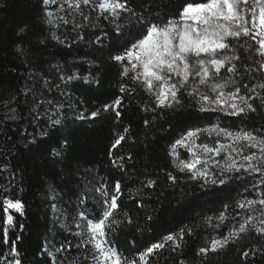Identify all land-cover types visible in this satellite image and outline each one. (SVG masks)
I'll use <instances>...</instances> for the list:
<instances>
[{
	"label": "trees",
	"instance_id": "16d2710c",
	"mask_svg": "<svg viewBox=\"0 0 264 264\" xmlns=\"http://www.w3.org/2000/svg\"><path fill=\"white\" fill-rule=\"evenodd\" d=\"M182 2L129 0L145 23L175 15ZM49 12L55 13L51 19L60 24L58 28L47 23ZM83 12V16L70 9L61 12L57 5H45L42 0H0V202L11 198L24 205L23 215L13 213L18 227L10 231L11 245L0 240V264H12L14 259L21 264H53L49 253L55 254L56 264H93L91 256L84 260L89 249L77 247L81 240L74 233L80 229L74 218L82 209L95 216L99 211L92 199L99 196L95 188L107 185L111 193L116 182L122 192L116 214L120 223L108 239L123 258L143 264L139 257L146 248L164 242L163 251L146 257L148 264H264V254L254 252L264 248V237L251 227L222 251L207 257L199 254L211 239L226 236L249 215L259 216L257 211L238 208L237 202L260 198L261 177L236 173L225 177L223 186L201 189V181L179 172L169 155L175 140L195 128L220 125L264 134L260 100L253 102L257 112L243 118L198 113L186 93L178 111H145L153 107L152 97L123 77L110 59L115 23L91 6ZM60 16L73 23L64 25ZM118 23L127 30L139 27L136 17ZM237 54L235 78L250 88L264 83V73L255 70L251 54L244 47H238ZM83 77L98 82L86 83ZM121 85L132 91L120 92ZM248 94L264 96V90ZM117 97L123 99L120 118L102 111ZM97 109L101 115L93 120L91 113ZM80 115L86 119H79ZM50 117H60L62 124L51 127ZM124 128L128 129L126 140L110 152ZM45 131L48 135L42 136ZM65 140L61 157H53L52 150L61 149ZM169 174L176 177L175 183ZM148 180L156 181L153 188L144 186ZM85 194L88 202L81 205ZM221 213L227 217L224 222L218 219ZM181 230H185L178 241L181 248L173 250L175 246L163 238ZM61 245H70L71 250L57 252ZM12 246L18 257L12 255ZM245 251L250 252L247 258L242 255Z\"/></svg>",
	"mask_w": 264,
	"mask_h": 264
},
{
	"label": "snow or ice",
	"instance_id": "6c2138e0",
	"mask_svg": "<svg viewBox=\"0 0 264 264\" xmlns=\"http://www.w3.org/2000/svg\"><path fill=\"white\" fill-rule=\"evenodd\" d=\"M45 5H57L59 11L83 16L84 7L91 6L98 10L100 15L115 23L112 36V53L110 59L121 70V75L132 81L153 99V107L145 111L157 109L178 111L182 106V96L186 93L192 97L198 113H223L229 117H246L249 113L257 112L255 100H260L264 106V96L255 93L257 88L264 90V83L249 87L241 84L235 77L238 75L236 61L240 59L237 54L238 47H246L247 51H254L259 59L254 62L258 69L264 71V0H183L175 15L163 20L144 22L143 16L130 7L129 0H42ZM65 5L67 7H65ZM128 14V17H125ZM47 23L59 27L51 17L55 13L49 12ZM136 17L139 27L133 30L122 28L118 23L125 18ZM87 18V17H85ZM64 25L73 23L65 16L58 17ZM23 31V29H21ZM59 41V37H54ZM80 39H84L83 36ZM62 42V41H60ZM96 43H100L97 38ZM253 71L254 69H247ZM80 79L68 77L67 79ZM86 83H96L93 78H82ZM120 92L132 91L121 85ZM123 99L117 97L110 104L103 106V112L112 111L115 118L122 116ZM101 115L97 109L91 113L90 118L95 120ZM15 117H13L14 119ZM79 119H86L80 115ZM50 126L55 128L62 124V119L49 118ZM149 120H145L147 126ZM127 128L118 133L113 141L110 152L118 148L125 140ZM215 137L212 143L196 141L201 135ZM47 136L48 132H42ZM223 141V142H222ZM35 143V140L31 141ZM67 146V140L62 143L61 149H53L51 155L59 158L62 150ZM178 148H182L188 155L181 158ZM169 155L173 158L179 172L189 174L192 180L201 181V189L207 185L223 186L227 178L236 173L259 175L260 185H264V134L256 130L245 128L229 129L220 125L195 128L176 139L171 145ZM214 157H221L220 160ZM239 157V159H237ZM123 160L124 157H118ZM131 159V156L128 157ZM116 163L115 160L112 161ZM212 169H217L213 172ZM173 183L176 177L169 174ZM155 180H148L144 185L153 188ZM257 187L253 184V188ZM99 196L92 197L99 204V211L95 216H89L86 209H82L74 218L75 226L80 231L74 233L79 237L83 246L89 251L84 255L87 261L89 256L93 264H137L136 260H128L121 256L118 250L108 239L109 233L120 221L116 214L120 209L118 200L122 195L121 184L116 182L111 193L107 185L95 188ZM88 195L80 197V204L88 202ZM259 206V207H257ZM237 207L245 211H257L259 216L249 215L238 228H233L222 238H213L210 243L199 249V254L207 257L209 253H217L226 248L229 243L246 235L250 227L264 237V192L260 198L244 199L237 202ZM24 205L19 200L5 198L0 202V240L3 243L9 240L10 231L18 225L13 213L24 214ZM148 219H151L149 216ZM211 220V218H209ZM219 221L224 222L227 217L221 213ZM257 223H253V221ZM131 223V221H128ZM219 227V225H213ZM185 230L176 235H167L164 241L174 245V249L181 248L178 241L182 240ZM90 246V248H89ZM166 243H152L140 255L139 260L148 264L146 257L158 251H163ZM71 246L61 245L57 252L70 251ZM47 251V249H45ZM254 252L264 254V248H255ZM11 253L18 257L20 253L12 246ZM52 256L56 264V256ZM254 254V253H253ZM247 258L250 252H243ZM12 264H21L14 259ZM62 264V262H61ZM71 264H77L72 261ZM183 264V262H181Z\"/></svg>",
	"mask_w": 264,
	"mask_h": 264
},
{
	"label": "rangeland",
	"instance_id": "374dc122",
	"mask_svg": "<svg viewBox=\"0 0 264 264\" xmlns=\"http://www.w3.org/2000/svg\"><path fill=\"white\" fill-rule=\"evenodd\" d=\"M48 16V15H47ZM246 49V47H244ZM252 58L254 59V61L256 59H259V57L256 56L255 52L254 51H248ZM257 66V65H256ZM258 67V66H257ZM261 71V70H260ZM264 73V71H262ZM215 137H209L207 135H201L200 139L196 141L197 144H200L201 142H204V143H212L214 141ZM223 142V141H222ZM178 153L180 154V157L181 158H187L189 154H187L185 152L184 149L182 148H178ZM214 159H221V157H214ZM237 159H239V157H237Z\"/></svg>",
	"mask_w": 264,
	"mask_h": 264
}]
</instances>
